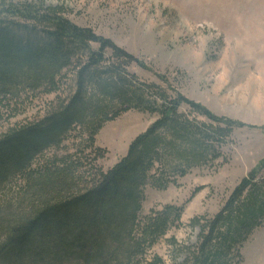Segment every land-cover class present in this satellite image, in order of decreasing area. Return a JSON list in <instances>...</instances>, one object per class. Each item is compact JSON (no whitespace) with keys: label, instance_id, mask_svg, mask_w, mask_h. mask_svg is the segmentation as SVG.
Masks as SVG:
<instances>
[{"label":"rangeland","instance_id":"374dc122","mask_svg":"<svg viewBox=\"0 0 264 264\" xmlns=\"http://www.w3.org/2000/svg\"><path fill=\"white\" fill-rule=\"evenodd\" d=\"M2 3L63 9L73 24L91 29L135 58L127 66L124 59L107 50L102 70L121 64L129 74L127 80L143 89L144 104L140 106L127 105L122 98L106 100L119 116L96 136L95 148L101 152L88 148L86 135L75 127L61 135L58 145L50 142L36 152L34 167L56 156L77 153L81 163L87 164L81 171L86 177L95 168L108 172L127 156L133 141L160 120L158 110L163 101L157 95L163 93L171 99L181 95L216 116L239 123L229 138L215 142V153L198 166L172 173L156 163L153 173L168 186L159 189L149 183L140 218L177 206L183 208L179 225L144 255L134 251L129 261L123 254L127 245L114 247L118 250L115 259L103 255L108 264L184 263L189 251L197 250L201 243V227H207L203 229L208 232L236 187L264 161V0H0V7ZM84 60L73 61L54 91L44 86L34 89L31 83L21 81L8 88L19 96L0 93V136L16 126H38L68 103L77 92L78 71ZM179 114L194 123L212 124L187 104L181 105ZM168 161L178 166L176 158ZM8 167L0 176V224L15 223L36 201L23 177ZM255 182L259 188L247 193L243 202L264 194V169ZM195 220L200 226L192 225ZM257 222L263 223L260 230L244 234L237 247L244 264H264V215ZM4 237L0 230V243ZM232 258L231 264H238V259ZM53 263L48 257L32 260L31 255L18 261L0 260V264ZM62 264L82 262L68 258Z\"/></svg>","mask_w":264,"mask_h":264},{"label":"trees","instance_id":"16d2710c","mask_svg":"<svg viewBox=\"0 0 264 264\" xmlns=\"http://www.w3.org/2000/svg\"><path fill=\"white\" fill-rule=\"evenodd\" d=\"M93 45L100 46L99 51ZM107 50L124 59L127 66L135 61L91 29L78 27L66 19L61 8L1 4L0 93L19 96L8 88L21 81L31 83L34 89L44 86L54 91L73 61L85 59V62L78 71L76 94L58 112L38 126H16L0 136V176L9 166L7 170L22 176L29 192L36 197L28 214L19 215L15 223L0 224L5 235L0 243V260L18 261L31 255L32 260L51 258L53 264H62L68 258L82 264H108L103 255L115 259L117 245L129 246L123 249L125 261L132 258L134 251L144 255L179 225L183 212V208L170 205L140 218L149 183L159 189L168 186L153 173L156 163L167 167L169 172L183 173L185 168L207 161L216 151L215 142L225 141L239 126L236 121L216 116L181 95L171 99L163 93L157 95L163 101L158 110L160 120L137 137L127 156L108 172L95 168L86 177L81 171L87 164L81 163L77 153L56 156L34 167L36 152L50 142L59 144L61 135L75 127L86 135L84 143L88 148L101 152L95 148V138L107 122L119 116V112H112V103H107V99L122 98L127 105L144 104L143 89L127 80L129 74L123 65L102 70ZM182 104L189 105L212 124L186 119L179 114ZM169 158H176L179 167L169 163ZM263 169L264 161L236 187L208 232L204 230L207 227H201L200 245L189 251L182 264H231L232 256L238 259V264H244L237 247L244 234L263 224L257 219L264 215V194L249 202L242 200L259 188L255 181ZM192 225L200 223L195 220ZM158 263L164 264L162 260Z\"/></svg>","mask_w":264,"mask_h":264},{"label":"crops","instance_id":"0c3cea01","mask_svg":"<svg viewBox=\"0 0 264 264\" xmlns=\"http://www.w3.org/2000/svg\"><path fill=\"white\" fill-rule=\"evenodd\" d=\"M258 230H260V228Z\"/></svg>","mask_w":264,"mask_h":264}]
</instances>
